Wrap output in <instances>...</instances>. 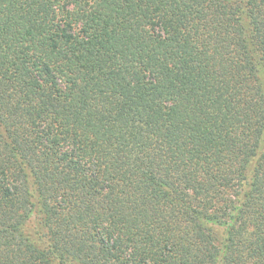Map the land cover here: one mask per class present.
Masks as SVG:
<instances>
[{
    "label": "trees",
    "instance_id": "trees-1",
    "mask_svg": "<svg viewBox=\"0 0 264 264\" xmlns=\"http://www.w3.org/2000/svg\"><path fill=\"white\" fill-rule=\"evenodd\" d=\"M0 264H264V0H0Z\"/></svg>",
    "mask_w": 264,
    "mask_h": 264
},
{
    "label": "rangeland",
    "instance_id": "rangeland-1",
    "mask_svg": "<svg viewBox=\"0 0 264 264\" xmlns=\"http://www.w3.org/2000/svg\"><path fill=\"white\" fill-rule=\"evenodd\" d=\"M29 232H30L31 236H32L35 240H37V241L39 242V238H38V236H37V229L35 228L34 225H31V226L29 227Z\"/></svg>",
    "mask_w": 264,
    "mask_h": 264
}]
</instances>
